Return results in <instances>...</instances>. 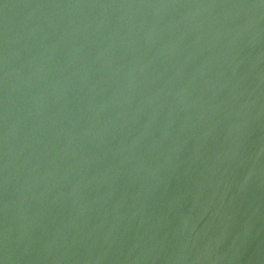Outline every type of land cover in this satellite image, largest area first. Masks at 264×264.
I'll list each match as a JSON object with an SVG mask.
<instances>
[{
  "label": "water",
  "instance_id": "water-1",
  "mask_svg": "<svg viewBox=\"0 0 264 264\" xmlns=\"http://www.w3.org/2000/svg\"><path fill=\"white\" fill-rule=\"evenodd\" d=\"M0 264H264V0H0Z\"/></svg>",
  "mask_w": 264,
  "mask_h": 264
}]
</instances>
